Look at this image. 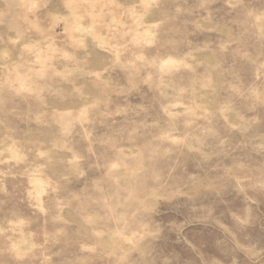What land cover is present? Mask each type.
<instances>
[{"label": "clouds", "instance_id": "1", "mask_svg": "<svg viewBox=\"0 0 264 264\" xmlns=\"http://www.w3.org/2000/svg\"><path fill=\"white\" fill-rule=\"evenodd\" d=\"M0 264H264V0H0Z\"/></svg>", "mask_w": 264, "mask_h": 264}]
</instances>
